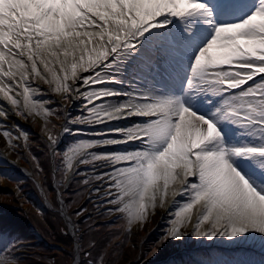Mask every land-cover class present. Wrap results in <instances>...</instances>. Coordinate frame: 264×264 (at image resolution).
Returning <instances> with one entry per match:
<instances>
[{"label": "snow or ice", "instance_id": "1", "mask_svg": "<svg viewBox=\"0 0 264 264\" xmlns=\"http://www.w3.org/2000/svg\"><path fill=\"white\" fill-rule=\"evenodd\" d=\"M236 4L237 0H214L211 7L205 0H0V92L19 115L42 109L47 116L49 109L32 98L40 90L32 88L31 81L40 78L55 84L57 93H71L69 80L79 68L92 73L82 78L89 88L80 93L83 97L94 100L120 94L91 85L114 81L108 72L125 51L134 49L144 32L166 23L167 16L211 17L213 9L228 14ZM85 53L92 55L85 59ZM187 87L224 92L227 98L211 117L186 106L180 97L142 92L125 93L128 98L115 105L106 102L88 108L90 115L77 119L92 122L128 115L147 119L115 129L123 133L121 141L81 140L70 147L63 153L64 177L81 156L87 159L80 163L93 167L106 162L107 170L96 174L101 184L93 191L100 198L98 203L107 205V213H126L129 225L145 219L157 203L163 205L171 186V202L178 195L188 199L175 210L162 239L191 233L209 240L216 236L231 240L254 230L264 240V191L250 183L226 155H264V144L226 148L215 122L231 120L264 139V0L242 21L215 26L214 35L195 57ZM5 115L7 109L0 106V116ZM21 135L27 141L28 133ZM3 136L12 145L13 133L4 130ZM128 140L141 141L143 146L87 151L94 145ZM57 142L56 135L49 136L54 151ZM194 205H199L195 216ZM189 225L187 231L181 230ZM16 246L0 251V264H16ZM158 251L159 245L151 250L152 254Z\"/></svg>", "mask_w": 264, "mask_h": 264}, {"label": "trees", "instance_id": "2", "mask_svg": "<svg viewBox=\"0 0 264 264\" xmlns=\"http://www.w3.org/2000/svg\"><path fill=\"white\" fill-rule=\"evenodd\" d=\"M60 119L61 112L56 109L44 123L40 119L32 120L31 130H24L28 133L27 141L22 135L13 139L20 165L31 171L52 206V210L38 209L39 191L32 179L8 182L17 188V193L8 186H0V234L12 238L7 248L14 243L17 245L13 249L16 264L73 262L77 247L68 222L57 211L60 206L71 218L79 243L77 264H154L172 255L180 264H188L184 256L193 254L180 250L194 247L196 240L187 242L184 236L162 239L166 232L155 235L151 232L152 223L139 233L130 231L125 227L127 218L121 212H116L119 216L114 220L109 219L110 213L104 207L86 198L89 191L82 178L85 169L74 170L66 183L63 153L54 151L52 154L45 138L58 135ZM23 152L27 159L22 156ZM57 191L61 202H58ZM156 245L159 251L152 254Z\"/></svg>", "mask_w": 264, "mask_h": 264}, {"label": "rangeland", "instance_id": "3", "mask_svg": "<svg viewBox=\"0 0 264 264\" xmlns=\"http://www.w3.org/2000/svg\"><path fill=\"white\" fill-rule=\"evenodd\" d=\"M127 53H130V51H127ZM89 55H92V53H86L85 59H87ZM137 59L138 57L136 56H129L128 58H125L122 55V59L119 60L115 65H113L112 70L108 72V75L113 76L115 79L111 83L112 86L106 88L114 89L115 88L114 82H118V79L120 80L122 79V81L128 83L132 75L126 77L124 76L120 77L118 73L127 74V72H137V71L135 70L134 66L131 65L120 66L119 64L123 62L129 63L132 61H138L139 63L140 61ZM86 75H92L90 70L78 68L76 77L74 79L70 78L69 80V82L73 84V90L71 93H57L54 91L55 84L49 85L43 79L40 78H35L31 81V87L38 88L40 90L39 92L34 93L32 98L34 101H39L43 103L44 107L49 109V113L47 114V116H49L51 113L55 114L56 109H59L61 112V119L59 120L60 130L57 135L58 142L56 144L59 146V149L55 151H60L61 153H65L70 147L77 144L81 140L103 139V137L97 134L98 132L97 130H90L86 128L88 125L98 120L94 119L92 122H89L87 120L77 119V118L78 117L83 118L89 116L90 114L88 112V108H95L97 104H103L106 102L109 105L118 104L117 102L111 103L109 102L110 99H103L102 97H98L94 100H90L88 98L83 97L80 93L89 90L88 86H85L82 83V78ZM69 76L71 77L70 65H69ZM92 86L99 87L100 85L92 84L91 87ZM130 87L132 88L134 86L131 85ZM141 89L143 90V93H148L143 88ZM19 91L20 89H16V92ZM121 91L122 94L133 92L129 87L128 88L123 87ZM16 92H14L13 95H15ZM183 95L184 93L177 97H180L182 101ZM1 98H3V100L7 102V104L12 106L10 101L4 98L3 93L1 95ZM124 98L125 96L121 98V102L125 100ZM183 103L185 104V101ZM12 111H14L12 114L14 116L16 123H12L8 119H6V116L9 114V112H7V115L5 116H0V136L4 140V148L0 149V186L3 187L8 186L15 193H17V188L14 185L9 184L8 182L23 181L25 178H22L21 174L23 173L24 169L20 165L19 160L16 158V151H15L16 149L15 146H13L14 142H12V145H10L8 143V138L3 136V132L4 130H10L13 133V137L15 139L16 137L21 138V132H24V130L26 129L31 130L32 120L40 119L41 122L44 123V119L47 116L43 114L42 109H37L31 114L25 111L24 115H19L17 111H15L14 109ZM103 118L105 117H101L100 120ZM82 126H84V128L86 129L81 128ZM217 127L221 134L220 138L223 137L229 138L228 142L226 143L223 142L224 144L223 146L226 148L238 147L239 145H237V142H240L242 140H248V136L246 132H243V135L241 136L236 132L237 130L235 129V127L229 128L228 124L227 126L226 124H221ZM65 129H68V131H65ZM230 130L234 133L230 132ZM61 134L64 135L63 138L60 137ZM245 134L246 137L244 136ZM46 139L49 141V136H47ZM132 149L134 148L131 149L125 148L123 151L132 150ZM87 151L116 152L117 150L115 149L106 150L103 148H99V145H94L93 147L87 149ZM226 155L230 163H232L234 167H236L247 179H249L250 183H252L255 187H257L258 190L264 191V172L261 171L264 169L262 167H259L258 169H254L252 167L254 166L252 162H249V164L246 165L245 161L241 162L242 159L235 158L233 156V153H227ZM22 156L26 159L25 152H23ZM82 159H87V157L81 156L79 157L78 160L73 162L75 166L71 170H69L65 180L72 177L71 174L74 170L78 168L85 169L86 171L83 173L82 178L85 182V186L86 185L88 186V191L91 192L90 194L91 198L95 201L97 205H101L102 207L105 208L107 207V205L98 203L100 198L98 194L93 191V189L101 184V181L96 179V174L106 171L107 163L105 162L104 165H102L100 164V162H96L95 167H93V164L91 163L89 164L80 163L79 160ZM261 161H264V159H261ZM39 197H40L39 199L40 201L38 200V209L40 211H42V208L47 209L45 204L46 199L40 196V194ZM187 199L188 197L184 195H178L177 197H175L174 201L171 202L173 200V197L171 195V186H170L168 195H166L165 203L163 205L157 203L154 208L150 209L149 214L145 219L139 221H133L131 225H129L126 220L125 227L130 231L132 230L139 233V231H143L147 229L149 225H151L152 223V227H153L151 231L152 233H154L155 235H159L162 232L165 233L167 228L171 227L170 221L172 219H175V215H174L175 210L181 206L182 202H186ZM198 207L199 205L193 206L192 209L193 216ZM123 214L127 218V214L126 213ZM116 216H119L116 212L110 213L109 219L114 220ZM188 227H190V225L187 227L182 226L181 230L187 231ZM184 237L186 238L187 242H189L190 239L196 240L194 247H184L180 250L182 252L190 251L193 254V255L185 254L184 256L185 262H187L188 264H264V240L261 239V234L259 232H255L254 230L251 232V234L249 232H245L240 237H233L231 240L228 239L229 241L226 244L220 242L221 241L219 240L220 236L213 237L211 240H209L206 237L203 236L196 237L194 234L188 233L184 235ZM11 240L12 238L0 234V251L6 249L7 246L10 244ZM232 240H237L236 241L237 245H235L234 247L230 245V242ZM217 245H223L224 247L227 248L220 249V247L218 248ZM178 262L179 261L176 258H174V256L172 255L170 256V258L164 260L163 262L159 261L155 263L178 264Z\"/></svg>", "mask_w": 264, "mask_h": 264}, {"label": "bare ground", "instance_id": "4", "mask_svg": "<svg viewBox=\"0 0 264 264\" xmlns=\"http://www.w3.org/2000/svg\"><path fill=\"white\" fill-rule=\"evenodd\" d=\"M196 16H202V15H196ZM167 17H165V18H167ZM203 17L207 18L205 16H203ZM228 22L229 21H220V24L228 23ZM156 32L157 31L154 30V27L149 29V30H147L146 32H144L142 34V36L139 37V41H140V38H142V39L148 40V42H153L154 41L153 36H154V34H156ZM168 32L172 35L171 39L159 38L158 39V44L161 45L163 48H165V51H166V54H167V57H168L169 60H172V61H174V62H176L178 64H180V63L183 64V63L186 62L185 66H184L185 69H187V62H188V65L190 66V69H192V66L194 65V62H195L196 55H198L199 50L207 44L208 40L210 39L209 36H207V34L204 35V40H206V41H205V43L203 45H201V44L194 45V43H192L193 49H190L188 47L185 48L184 44H187V41L189 40V37H191V36L195 37L196 36V33H195V31L193 29H186V31H184L183 29H181L180 25L178 24L175 28L169 29ZM212 34L214 35V30L212 31ZM176 35L179 36V37H177ZM170 47H174L177 50V52L172 51L170 49ZM180 51L183 54L179 53ZM217 51H219V50L217 49ZM124 54H125V52H124ZM85 55H86V53H85ZM120 65L124 66V65H127V64L126 63H121ZM128 74L131 75V73L128 72L126 74V76ZM132 75H134L133 72H132ZM132 81L133 80L130 79L128 83L123 84L122 86H116V88H120V87H123V86L128 88L130 85H134L132 83ZM100 86L106 88V87H109L111 85L109 83H106V84L100 85ZM133 92H134V89H133ZM1 95H2V92H0V106H2L3 108L8 109L7 112H9V114L6 116V119L11 121L12 123H16V121L14 119V116L12 114L14 112V111H12L13 110V106H10L9 104H7V102H5L3 100V98H1ZM116 95H118V96H113V97H107L106 96L103 99H110L109 102H111V103H114V102L120 103L121 102V98H123V94L120 93V94H116ZM153 97H160V96L158 94H156V93H153ZM127 98L128 97L125 96L124 99H127ZM226 98H227V96L222 98V100L220 101V106L217 105L216 107L210 108L209 110H200L197 113H202V114H204L206 116L211 117L215 113V110L217 108L221 107V105L224 103V100ZM182 101L184 102L185 99H182ZM112 119H115V117H113ZM112 119H110V120H112ZM118 119H122V121H121V123L123 122L122 123V126H123L122 128H126L125 127L126 124H129V123L134 122V121L136 122L135 124L143 123L147 119V117H145L143 115H128L126 117L118 118ZM108 122L109 121H106L104 123H108ZM215 122L217 123V126H219L221 124H236V123L232 122L231 120H217ZM122 128H119V129H122ZM240 129H241L240 131L247 132V134L249 136V140L240 141V142L237 143L238 145H241L242 147H245V146L250 145V144H253V145L264 144V139H258L255 135H253L251 133L250 129L245 128L242 125H240ZM115 132H117V131H115ZM118 133H119V135L117 137H115L114 139L118 140V141L123 140V138H124L123 137V133H121V132H118ZM63 136L64 135L61 134L60 137L63 138ZM223 141H224V143H226V142L229 141V139L226 138V137H223ZM209 143H211V142H209ZM126 145L127 146H133V147H142L143 146L141 141L128 140L126 143L125 142H118V143H112V144H108V145H99V147H105V148L109 147L108 149H113L112 146L113 147H122V146H126ZM1 148H4V140L0 136V149ZM246 158L247 159H255V158L264 159L263 157H258V156H253V157L247 156ZM246 164H249V162H246ZM253 165H254V167L256 169H258L259 167H262L264 169V161H260V160H258L257 162L255 161L253 163ZM238 168H239V166H238ZM261 171L264 172V170H261ZM27 175H28V173L24 170L23 173L21 174V177L22 178H26ZM196 211H195V213H196ZM194 216H195V214H194ZM224 238H226V237L220 236L219 240H221L220 241L221 243H225L226 244L229 240H228V238H226V239H224ZM236 241L237 240H232L230 242V245H232V247H234L235 245H237Z\"/></svg>", "mask_w": 264, "mask_h": 264}, {"label": "water", "instance_id": "5", "mask_svg": "<svg viewBox=\"0 0 264 264\" xmlns=\"http://www.w3.org/2000/svg\"><path fill=\"white\" fill-rule=\"evenodd\" d=\"M55 149H59V146L58 145L55 146ZM25 171L28 173L27 177L30 178V179H33L32 175H31V172L28 171V170H25ZM35 184H36L37 188L39 189L40 196H42L43 198H45V196H44V194H43V192H42V190H41V188H40V186L38 184V181H35ZM57 194H58V201L60 202L59 192ZM45 204H46L47 209H52L51 205L49 204V202L47 200L45 201ZM58 212H60L61 216L68 222L70 235L73 238V240L75 242V245L77 247V250L75 251V254H74V260L72 262V264H76L77 257H78V247H79V243L77 241V238H76V235H75V231L73 229V226H72V224H71V222H70V220H69L66 212L65 211H62L60 209H58Z\"/></svg>", "mask_w": 264, "mask_h": 264}]
</instances>
